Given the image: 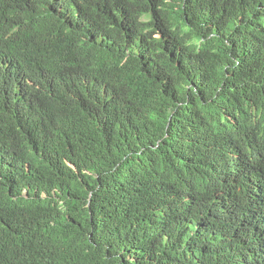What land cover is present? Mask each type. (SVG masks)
Here are the masks:
<instances>
[{"label": "trees", "instance_id": "obj_1", "mask_svg": "<svg viewBox=\"0 0 264 264\" xmlns=\"http://www.w3.org/2000/svg\"><path fill=\"white\" fill-rule=\"evenodd\" d=\"M264 0H0V264H264Z\"/></svg>", "mask_w": 264, "mask_h": 264}, {"label": "clouds", "instance_id": "obj_2", "mask_svg": "<svg viewBox=\"0 0 264 264\" xmlns=\"http://www.w3.org/2000/svg\"><path fill=\"white\" fill-rule=\"evenodd\" d=\"M262 207H264V205H262Z\"/></svg>", "mask_w": 264, "mask_h": 264}]
</instances>
